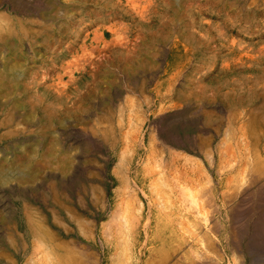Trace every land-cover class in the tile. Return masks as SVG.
<instances>
[{"label": "rangeland", "instance_id": "374dc122", "mask_svg": "<svg viewBox=\"0 0 264 264\" xmlns=\"http://www.w3.org/2000/svg\"><path fill=\"white\" fill-rule=\"evenodd\" d=\"M262 104L264 0H0V264H32L36 244L51 241L79 264H115L125 244L129 263L184 264L176 235L137 227L149 208L145 164L193 158L196 183L218 191L224 178L244 181L226 205L246 206L264 185ZM228 122L238 143L232 175L231 157L218 159ZM239 169L258 182L239 180ZM119 189L135 200L138 223L118 220L127 201ZM221 202L210 203L214 236L237 240ZM263 244L255 255L232 248L239 264H264Z\"/></svg>", "mask_w": 264, "mask_h": 264}, {"label": "bare ground", "instance_id": "6f19581e", "mask_svg": "<svg viewBox=\"0 0 264 264\" xmlns=\"http://www.w3.org/2000/svg\"><path fill=\"white\" fill-rule=\"evenodd\" d=\"M7 28L11 30L10 25H8ZM7 28H6V30H7ZM77 69H79V68H77ZM19 75H23V74H19ZM231 119L232 118H230V120ZM257 119H258V117L256 116L255 117V121L256 122L258 121ZM261 119L264 121V115L261 117ZM229 122H231V121H229ZM251 123H252V121H251ZM229 124H231L230 125V129H229V127H227L229 130L228 129H227V131L225 130L226 131V138H225V135H224V138H225V140H224L225 142L223 141L224 148L221 147V145L223 146V143H221V145H219V146L223 150L221 149L220 153L217 150L218 153H219L218 154L219 156L218 155L217 156H218L219 162H221L222 156L225 157V155H226V156L231 157L232 160L230 161V163H228L229 161L226 159L227 157H225V159L227 160V161L226 160L225 161L228 163V165H230V167L228 169H226V170H227L229 175H232V173H233L232 171L235 170V169H234V166H232L231 164H234L235 166H238V163H237L238 159L236 158L237 160H234L235 156H237L236 155L237 154L236 147H238L237 146L238 143L235 142V138L233 137V133H232L235 130L232 127L234 124L233 125H232V123H229ZM242 125H244V124H242ZM248 126H249V124H248ZM238 127H240V125ZM250 127H251V125H250ZM261 127H263V129H264V124H262ZM232 128L234 129L233 131H232ZM253 128H256V127H253ZM240 130H241V128H240ZM241 131H239V132H241ZM246 131H247V129H246ZM251 132H252V129H251ZM254 132H257V131H253V133ZM247 133H248V131H247ZM255 134H257V133H255ZM243 135L244 134H242V138L246 137L245 138L246 143H249L247 145H250V141L247 138V134H246V136H243ZM263 135H264V133H263ZM239 136H241L240 133H239L237 138H239ZM255 136L256 135H254V137ZM258 137H259V135H258ZM258 137L256 136V139ZM249 138L251 139V137H249ZM171 139H172V137H171ZM256 139H254V140H256ZM239 143H240V141H239ZM258 143L260 144V141ZM253 145H257L258 146V144H255V143ZM257 146H256V148H257ZM239 148H241V146ZM244 148H246V147H244ZM253 148H255V146H253ZM200 149H201V147H200ZM263 150H264V148H263ZM201 151L202 150H200V152ZM205 151L207 153L206 149H205ZM208 151H209V149H208ZM240 151H241V149H240ZM256 151H258V150L256 149ZM154 153H155V151H154ZM241 153H242V151H241ZM176 154H173V153H171V155L168 154L169 155L168 158H164V157H163V159L160 158V161H158L157 163L153 161V160H156V159H154L155 156L154 157L150 156L148 158V160H147L148 162L146 161L147 163L145 164V169H144L145 170V173H144L145 174L144 175L145 183L142 185V195H144L148 199L149 208H148V210L146 209L148 211V215L147 216L144 215V214L142 215L141 220H139L140 221L139 226H137V227H140V228L141 227H145L149 232L153 233L154 230L156 229V227H159L160 225H162L164 227V229H165L164 230L165 232H170L171 234L176 235L177 238H179V240L181 242L185 243V245H186V253L187 254H186V257H185L184 264H191L190 261H188V258L196 259L197 261L200 262V264H211V261H214V262L216 261L217 262V263L215 262L216 264H232V262H228V261L225 262V263H221L220 262L221 260L217 261V259L220 257L218 255V253H219L218 251L220 249H222L224 252L228 253L232 257V261L235 264H239L240 261H242L244 258L243 259L240 258V255L236 254V253H237V251H241L240 249H241V247H244V245H245L244 253H247V254H250V255H255L256 251H258L260 249L259 245L264 243L261 240L262 238H264V185H262V186H261V184L259 185V188L261 186L260 195H259V193H257L258 197L256 196L257 197L256 199L252 198L253 200H251V202L247 203V205H246L247 207L244 205L247 202L244 199H243V202L241 204L239 203V205H237L236 207H234L233 205L231 207H230V205L227 207L228 204H232L231 202L233 200V197L237 193V190L235 188L238 187L240 189L241 186H239V184L241 185L244 182L243 180H247V177L249 176L248 174H247V176L245 174V173H247V170L245 171V169H244L243 171H241L239 169L238 173L241 171V174H240L241 176H239V177H242V175H243L242 173L243 172H244V175H243V177L241 179H239V180L243 181L241 183H239L240 181L238 182V179H237L238 177L236 178L237 181L235 183L238 184L237 187L235 186L236 184L233 183L234 180H233V175H232V177H227V182H228V183L226 182L227 184L224 182V180L226 181V178L222 179V181L219 183L220 184L219 190L215 191V190L211 189L210 185H209V187L202 185V183L206 184V182H202L201 183V181H200L199 183L198 182L196 183V180L193 179L194 177H192V175L196 176V174L194 172V167H192L190 165L189 159H191V158L185 157L184 162H182V159L179 156V154H177V155ZM208 154L211 155L210 156L211 162H212V160L214 161L215 158H211L212 157V152L211 153L208 152ZM214 154H216V153L214 152ZM209 155H208V157H209ZM246 155H244L245 159L247 158V156L249 154L247 156ZM249 157H251V156L249 155ZM205 158H207V157H205ZM242 159H244V158H242ZM246 160H248V159H246ZM152 161L154 163H156V165ZM225 161L223 160L224 163L222 162L221 164H226ZM214 163H215V161H214ZM236 163H237V165H236ZM259 163H261V162L259 161ZM209 164H210V166H214L213 164L211 165L210 162H209ZM251 165L253 166L252 163H251ZM221 166H223V165H220V167L218 169H221ZM249 166H250V164H249ZM249 166H248V168H249ZM261 166H263V165L261 164ZM124 167L126 168V166H124ZM224 169H225V165H224ZM224 169L219 170V171H221V173H222L224 171ZM120 171H122V170H120ZM250 171H251V175H252V173L255 174L254 171H257V169L255 167H252V169ZM250 171H248V172H250ZM126 172H128V171H126ZM126 172H125V174H126ZM259 173L260 172H258L257 174H259ZM222 174H224V173H222ZM238 175H236V176H238ZM125 178H124V180H125ZM128 178H129V176H128ZM196 178H197V176H196ZM258 178H259V176H258ZM198 179H199V177H198ZM201 179L203 181V178H201ZM206 179L209 180L207 177H206ZM211 179L212 178H210V180ZM250 180L251 179L247 180V182L249 183ZM129 181H127V182L125 181L127 183L126 185H128ZM253 181H255V179ZM253 181H251V182H253ZM255 182H258L257 179H256ZM126 185H125V187H126ZM129 185H130V183H129ZM244 185H243V187H244ZM126 189H129V188L126 187ZM126 189H123V190L125 191ZM241 189H242V187H241ZM123 190H122V193L124 195H122V196H125V193L123 192ZM244 190H245V188H244ZM240 191H242V190H240ZM126 196H128V195H126ZM126 196H125V198H127V201H125V199L124 200L122 199L123 201L119 202V203H121V205L119 206V209L117 208V210H116V212L117 213H121V215H119V214L117 215V213L115 212L116 216H117V218L119 217L118 220H120V218L123 215L124 218H121V219H123V221H124V219L127 218V220L130 221L131 223H134V222L138 223V217L136 215H139V214H135L136 213V205H134L135 203H133L135 200L132 202L131 199H133V197L131 196V194L129 196L130 200H128V197H126ZM214 196H217V198H219V196L221 197V200L224 203V207L222 206L224 211L219 212V214L223 218L226 219V220H223V221H227L229 219L228 223L233 225V228L235 226L234 230L236 229V231H237L236 232L237 233V237H238L237 240L234 237H232L233 238L232 240H230L231 238L227 239L226 235H224L223 238H220V240H219L217 237L214 236V235H217L218 228L220 226L219 222L213 221L212 213H214L216 211L215 208H214L215 211L213 210V212H211V214H210V210H209L211 208V204L214 202L213 201L211 203V200H212V198ZM252 197H254V196H252ZM245 199L246 200L247 199L250 200V198H248V197L245 198ZM140 204H142V203H140ZM122 207H124V209ZM141 207L143 208L142 205H141ZM215 207H216V205H215ZM232 207H234V208H232ZM121 209H123V210H121ZM140 210H143V209H140ZM140 215H141V213H140ZM114 219L117 221L116 217ZM120 222H121V220H120ZM130 222H128V223H130ZM125 223H127V222H125ZM128 223H127V225H128ZM36 224H37V221H36L35 225ZM37 225H36V227L38 229L43 228L42 226L39 227L40 224L38 226ZM122 226H123V224H122ZM224 226L227 229V225L225 224ZM107 228H109V227H107ZM124 228H123V230H125ZM229 228H230V226H229ZM35 230H37V229L35 228ZM34 233H35V231H34ZM121 233H122V230H121ZM167 234H169V233H167ZM210 238H213L214 241H212ZM39 240H40V238H39ZM227 241H228V245H227ZM40 242H42V240H40ZM197 245L199 247H197ZM232 245L236 248V250L237 249L238 250L237 251L234 250L232 248ZM36 246L37 247H35V252L33 250V254L35 253V255H37V257H36V259L33 260L32 264H79V263L75 262L77 260L73 261V257H72V254H71L72 252H70L68 250V248L58 247L52 241L49 244H46V243L42 242V243H40L38 245V243H37ZM122 248H121L122 250L120 251V256L117 255L118 256V262L117 263L121 264V262H122L123 264H132V263H129L130 261L128 260L130 258L128 252L131 251V249L128 247L127 244H125L124 247H122ZM263 250H264V248L262 249V253H263ZM77 252L79 253V251H77ZM138 252H139V249L133 248V258L138 257ZM80 253H81V251H80ZM82 254H83V252L81 253V255ZM223 254H225V253H223ZM114 256H115V254H114ZM117 256H116V258H117ZM74 259H78V258L75 257ZM259 260H262V262H263V257H262V259H259ZM87 263H89V262H87ZM117 263L115 262V264H117ZM192 263H194V262H192ZM252 263H253V261H252ZM133 264H139V261L137 260L136 262H133Z\"/></svg>", "mask_w": 264, "mask_h": 264}]
</instances>
